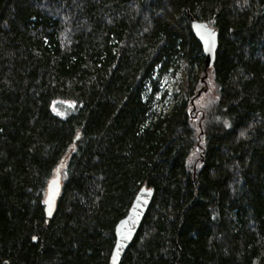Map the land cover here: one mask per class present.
I'll return each instance as SVG.
<instances>
[{
    "label": "trees",
    "instance_id": "1",
    "mask_svg": "<svg viewBox=\"0 0 264 264\" xmlns=\"http://www.w3.org/2000/svg\"><path fill=\"white\" fill-rule=\"evenodd\" d=\"M192 18L219 32L198 109ZM183 66L181 101L155 115ZM143 186L119 264H264V0H0V264H112Z\"/></svg>",
    "mask_w": 264,
    "mask_h": 264
},
{
    "label": "water",
    "instance_id": "2",
    "mask_svg": "<svg viewBox=\"0 0 264 264\" xmlns=\"http://www.w3.org/2000/svg\"><path fill=\"white\" fill-rule=\"evenodd\" d=\"M193 32L202 44L205 56V73L212 69L216 60L217 50L219 48V32L206 21H200L192 18ZM207 77V76H206ZM60 165L57 169L56 183H50L46 197L45 207L48 219L52 217L57 198L61 193L60 185ZM154 196V189L143 186L135 196L132 206L126 215L116 226V243L112 254V264H119L125 253L135 240L142 222L150 208Z\"/></svg>",
    "mask_w": 264,
    "mask_h": 264
},
{
    "label": "rangeland",
    "instance_id": "3",
    "mask_svg": "<svg viewBox=\"0 0 264 264\" xmlns=\"http://www.w3.org/2000/svg\"><path fill=\"white\" fill-rule=\"evenodd\" d=\"M204 69L198 71L197 79L200 88L198 90L195 99L191 101V107L195 109H198L199 107H205L208 104L209 100L217 97V91L214 87L212 74L210 72L212 69H208L207 73H205ZM171 71L172 69H170L168 74L158 84L159 90L158 93L155 94L154 96V105L152 109V111L155 112V115H158L162 111H170L177 101H181L182 94L185 91L187 77L184 66L173 78L171 76ZM151 92H152V86H149L147 93H151ZM164 93H167V96L163 99ZM175 94H178L176 98L174 97ZM195 116L198 118L200 114L197 113ZM63 168L64 166L62 165L60 168L61 178H63V174H62ZM56 178L57 177H55L51 181L53 187L54 184H57L55 182Z\"/></svg>",
    "mask_w": 264,
    "mask_h": 264
}]
</instances>
